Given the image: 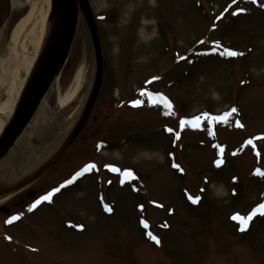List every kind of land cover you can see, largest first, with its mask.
<instances>
[{
    "label": "rangeland",
    "instance_id": "374dc122",
    "mask_svg": "<svg viewBox=\"0 0 264 264\" xmlns=\"http://www.w3.org/2000/svg\"><path fill=\"white\" fill-rule=\"evenodd\" d=\"M90 2L101 94L65 155L26 188L38 197L0 214V264H264V0ZM32 8L0 0V137L45 42L35 45L39 15L14 40ZM79 68L92 93L97 59L84 13L55 90ZM204 115L227 119L182 124Z\"/></svg>",
    "mask_w": 264,
    "mask_h": 264
},
{
    "label": "bare ground",
    "instance_id": "6f19581e",
    "mask_svg": "<svg viewBox=\"0 0 264 264\" xmlns=\"http://www.w3.org/2000/svg\"><path fill=\"white\" fill-rule=\"evenodd\" d=\"M30 2L33 3V8L18 24L14 40L19 41L22 34L27 31L29 23L39 15L41 37L35 44L39 48L41 40L43 37L46 39L56 22L55 18L49 21L53 0ZM57 80L50 87L24 131L0 159V195L11 194L35 177L44 167L49 166L81 120L92 84H86L82 68L77 70L72 85L65 92L55 90ZM51 100L55 104L53 107L50 106ZM223 193L224 191L220 190L218 194ZM12 197L9 195L0 198V206Z\"/></svg>",
    "mask_w": 264,
    "mask_h": 264
},
{
    "label": "water",
    "instance_id": "95a60500",
    "mask_svg": "<svg viewBox=\"0 0 264 264\" xmlns=\"http://www.w3.org/2000/svg\"><path fill=\"white\" fill-rule=\"evenodd\" d=\"M81 12L84 13L89 26L97 59L96 82L86 105L82 120L78 123L66 144L60 149L49 166L44 167L35 177L21 188L11 192V194L0 195L2 199L9 197V195H17L39 180L61 160L73 143V140L79 136L88 123L101 94L104 83V54L98 23L90 0H53L52 18H55L56 22L46 36L38 63L24 91L16 114L0 137V159L24 131L50 87L63 72L78 32Z\"/></svg>",
    "mask_w": 264,
    "mask_h": 264
},
{
    "label": "snow or ice",
    "instance_id": "6c2138e0",
    "mask_svg": "<svg viewBox=\"0 0 264 264\" xmlns=\"http://www.w3.org/2000/svg\"><path fill=\"white\" fill-rule=\"evenodd\" d=\"M228 54L231 55V56L242 55V53H238V52H229ZM143 94H147V95H150L151 96L150 93H142V95ZM152 99H153L154 102H162V103H164L166 105V107H168V108H171L172 107L171 102L166 97H164V96H152ZM140 105H141V102L140 101H136V106H140ZM232 111L235 112L236 109H233ZM226 119H227V117L204 115L203 117L198 116L194 120H191V121L184 120V121H182V124L183 125L191 124L193 128H199L201 120L219 121V120H226ZM240 127H244V125L243 124H240ZM168 131L171 132L172 130L171 129H168ZM258 139H264V138H258ZM248 143L251 145L253 143V141L249 140ZM220 151H221V154H223V151L224 150L223 149H220ZM221 163H223V161H218V165L221 164ZM95 167H96V165L90 164V165L87 166V168L84 169V171H89V170H91V169H93ZM112 171H118V169L113 168ZM128 174L130 175L131 173H128ZM260 174L261 175H264V173H260ZM82 175H83V172L77 173V178L80 177V176H82ZM74 182H75L74 179L73 180H69L67 182V185H63L62 187H67L68 185H71ZM59 191H60V188H57V189L54 190V192L49 193L46 196H43L41 198V200H38L36 202V205H39L40 203H42L44 201L51 202L53 196L56 193H58ZM193 202L196 203L198 201H193ZM36 205H33V208H35ZM260 208L262 210L261 214H264V205H261ZM108 210L111 211L110 208ZM19 219H20L19 216H14V217H12L11 220L8 221V223H12V221L19 220ZM233 219L239 220L242 224H246L251 219V217L247 218V220H246L244 217H241V216L237 215V216H234ZM9 239H11V237H9ZM153 239H155V237H153ZM156 242L159 243V240H157Z\"/></svg>",
    "mask_w": 264,
    "mask_h": 264
},
{
    "label": "flooded vegetation",
    "instance_id": "af4514ba",
    "mask_svg": "<svg viewBox=\"0 0 264 264\" xmlns=\"http://www.w3.org/2000/svg\"><path fill=\"white\" fill-rule=\"evenodd\" d=\"M25 192V195H23V197H20L19 202L16 203L15 201H12L16 198V196L23 194ZM18 195H16L15 197H13L12 199H10L11 201H9V203H5L3 205L0 206V214L3 213L7 216H11L14 214V210L17 211L18 208L23 207V206H27L30 201H32L33 199H36L38 197V193L37 192H32V191H26L23 190L21 193H19ZM12 202V203H10ZM19 216V215H18Z\"/></svg>",
    "mask_w": 264,
    "mask_h": 264
}]
</instances>
